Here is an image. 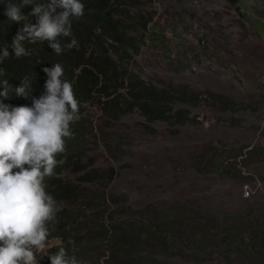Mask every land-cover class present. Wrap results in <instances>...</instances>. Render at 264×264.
Listing matches in <instances>:
<instances>
[{
    "label": "trees",
    "instance_id": "obj_1",
    "mask_svg": "<svg viewBox=\"0 0 264 264\" xmlns=\"http://www.w3.org/2000/svg\"><path fill=\"white\" fill-rule=\"evenodd\" d=\"M155 1L82 0L84 15L71 18L77 46L68 48L70 38L59 37L63 51L57 54L47 41H25L30 55L17 58L9 47V56L0 62V85L31 84L28 97L13 93L3 100L5 103L31 106L32 98L45 90L48 77L43 68H51L54 63L63 66L62 79L72 83L79 101L80 118L71 124L74 136L66 138V152L57 157L64 163L45 180L46 190L62 210L49 225L44 251L51 254L64 246L72 254L75 249L82 264H171L165 259L174 258L195 264H264V208L250 206L238 213H219L183 201L134 210L127 200L118 203L107 193L118 175L114 168L88 170L83 162L90 130L82 118L88 108L113 122L138 113L148 122H165L172 128L197 121L191 109L203 103L222 110L238 108L226 96L196 91L188 85L159 88L127 67L126 62L147 40L162 41L155 37L159 34L148 20L133 13L141 2ZM226 1L233 5L241 2ZM9 3L20 5L22 0H0V49L12 43L24 23L8 19L5 9ZM31 9V4L24 5L21 12L34 24L36 17L29 15ZM225 120L230 122L231 118ZM256 150L245 147L236 157L251 166L264 156ZM257 155L260 158H255ZM210 167L215 172L230 173L226 159L211 160ZM232 175L239 176L235 172ZM34 251L39 264H51L48 255Z\"/></svg>",
    "mask_w": 264,
    "mask_h": 264
},
{
    "label": "rangeland",
    "instance_id": "obj_2",
    "mask_svg": "<svg viewBox=\"0 0 264 264\" xmlns=\"http://www.w3.org/2000/svg\"><path fill=\"white\" fill-rule=\"evenodd\" d=\"M133 13L162 41L147 40L127 67L159 88L188 85L226 96L238 108L203 103L191 109L197 121L177 128L138 113L113 122L88 108L82 118L90 130L88 170L114 168L107 193L134 210L183 201L219 213L264 208V156L248 167L236 157L245 147L264 153V0H157L141 2ZM225 159L230 173L210 167Z\"/></svg>",
    "mask_w": 264,
    "mask_h": 264
},
{
    "label": "clouds",
    "instance_id": "obj_3",
    "mask_svg": "<svg viewBox=\"0 0 264 264\" xmlns=\"http://www.w3.org/2000/svg\"><path fill=\"white\" fill-rule=\"evenodd\" d=\"M28 4L32 5L29 15L36 17L34 24L21 12ZM84 10L82 0L9 3L5 15L11 21L24 23L12 43L0 49V62L9 56V47L17 58L30 55L25 41H47L57 54L63 51L59 37L70 38L68 48L77 46L71 18L82 17ZM43 71L48 77L45 90L38 98H32L31 106L3 102L13 93L28 97V81L15 87L7 82L0 85V264H39L34 250L47 254L51 264H82L75 249L72 254L64 246L55 253L44 251L49 225L62 210L46 190L45 180L55 174L58 164L64 163L57 157L66 152V138L74 136L71 124L80 117L73 85L62 79L63 66L54 63Z\"/></svg>",
    "mask_w": 264,
    "mask_h": 264
},
{
    "label": "built area",
    "instance_id": "obj_4",
    "mask_svg": "<svg viewBox=\"0 0 264 264\" xmlns=\"http://www.w3.org/2000/svg\"><path fill=\"white\" fill-rule=\"evenodd\" d=\"M245 192H246V194H248V189H247V190H245Z\"/></svg>",
    "mask_w": 264,
    "mask_h": 264
}]
</instances>
